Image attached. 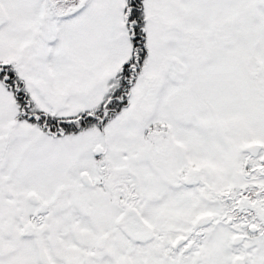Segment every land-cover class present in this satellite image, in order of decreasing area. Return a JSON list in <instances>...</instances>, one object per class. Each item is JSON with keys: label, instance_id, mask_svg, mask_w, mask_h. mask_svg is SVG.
Here are the masks:
<instances>
[{"label": "snow or ice", "instance_id": "snow-or-ice-1", "mask_svg": "<svg viewBox=\"0 0 264 264\" xmlns=\"http://www.w3.org/2000/svg\"><path fill=\"white\" fill-rule=\"evenodd\" d=\"M0 264H264V0H0Z\"/></svg>", "mask_w": 264, "mask_h": 264}]
</instances>
